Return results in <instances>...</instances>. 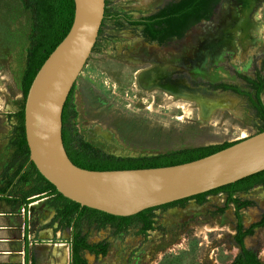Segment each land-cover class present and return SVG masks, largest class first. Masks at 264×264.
<instances>
[{
	"label": "rangeland",
	"instance_id": "1",
	"mask_svg": "<svg viewBox=\"0 0 264 264\" xmlns=\"http://www.w3.org/2000/svg\"><path fill=\"white\" fill-rule=\"evenodd\" d=\"M175 1L106 0L102 33L77 80L73 105L76 131L108 155L136 158L234 143L264 127L247 95L211 88L236 84L254 97L244 78L264 77V0H222L210 20L165 46L146 43L138 28L110 17L114 12L151 14ZM33 30L32 10L24 0H0V176L20 134L15 114L24 106ZM4 184L1 178L0 188ZM236 196L256 202L241 211L245 224L256 220L264 208V187ZM224 201L220 194L211 195L201 206L191 201L156 210L155 231L147 237L137 226L120 235L85 223L81 230L89 242L110 244L108 256L85 257L90 264H230L237 254L230 247L236 218L232 205L221 212ZM43 202L30 210L36 232L52 215ZM246 243L257 247L264 262V229Z\"/></svg>",
	"mask_w": 264,
	"mask_h": 264
},
{
	"label": "water",
	"instance_id": "2",
	"mask_svg": "<svg viewBox=\"0 0 264 264\" xmlns=\"http://www.w3.org/2000/svg\"><path fill=\"white\" fill-rule=\"evenodd\" d=\"M74 3L73 24L36 74L24 108L29 160L62 196L81 207L131 217L264 171V131L179 165L101 171L75 165L63 141V112L100 36L106 0Z\"/></svg>",
	"mask_w": 264,
	"mask_h": 264
},
{
	"label": "trees",
	"instance_id": "3",
	"mask_svg": "<svg viewBox=\"0 0 264 264\" xmlns=\"http://www.w3.org/2000/svg\"><path fill=\"white\" fill-rule=\"evenodd\" d=\"M222 0H178L167 5L158 13L149 17L133 19L120 12L111 14L115 21L123 19L130 25L144 26L145 32L151 35L155 41H164L182 31L189 29L194 24L206 20L212 12L219 7ZM108 2H106L107 5ZM27 8L32 10L34 30L30 38L28 48L27 67L23 79V93L26 99L30 86L50 54L68 34L75 15L74 0H24ZM107 8L105 18L107 17ZM105 20V19H104ZM103 27V25H102ZM102 33V28L100 34ZM254 90V97L242 90L238 85L231 83L212 84L211 88L222 92L236 95H247L258 112V116L264 125V102L262 92L264 90V77L244 78ZM73 88L63 112V141L66 151L72 162L83 169L88 170H121L155 168L179 165L206 157L223 150L234 143L215 144L186 148L179 151L144 157H115L108 155L83 140L82 135L76 131L74 118L76 112L73 105ZM25 101L24 106L17 114L19 119L20 134L13 143L14 155L0 176L5 184L0 188V196H4L8 203H19L26 210L29 206L43 198L52 197L50 205L56 209V216L52 223L59 222L62 227H73L75 233L72 236V262L71 264H89L84 256L88 251L95 255H105L108 245L104 243L91 244L87 237L82 234V227L86 223L89 226L96 225L98 229L111 226L115 233L126 231L132 225H142L141 233L155 229L153 221L154 211L166 209L176 205H185L190 200H196L200 205L207 202L208 196L224 193L228 196L227 203L237 206L239 229L242 231L243 224L239 211L241 207L250 202L241 203L235 195L238 192H249L254 187L264 185V171L244 178L236 183L203 193L191 198L176 201L157 208L145 210L131 217H117L98 210L81 207L80 204L62 196L36 169L29 160V148L25 137ZM264 131V127L260 132ZM14 169L11 174L10 170ZM33 182V186L30 183ZM30 186V189H24ZM14 195V196H13ZM10 197V198H8ZM250 233V232H249ZM243 235L239 234L238 241L242 243L243 251L236 256L230 264H264L255 252L247 250L243 244Z\"/></svg>",
	"mask_w": 264,
	"mask_h": 264
},
{
	"label": "crops",
	"instance_id": "4",
	"mask_svg": "<svg viewBox=\"0 0 264 264\" xmlns=\"http://www.w3.org/2000/svg\"><path fill=\"white\" fill-rule=\"evenodd\" d=\"M17 114L18 111L16 117ZM0 200L4 202L0 207V264H71L75 230L72 226L62 227L59 222L51 224L57 213L50 205L52 197L36 201L44 200L45 208L52 213L39 232L30 225V210H34L32 204L36 202L26 210L19 203H8L3 195Z\"/></svg>",
	"mask_w": 264,
	"mask_h": 264
},
{
	"label": "flooded vegetation",
	"instance_id": "5",
	"mask_svg": "<svg viewBox=\"0 0 264 264\" xmlns=\"http://www.w3.org/2000/svg\"><path fill=\"white\" fill-rule=\"evenodd\" d=\"M177 1H178V0H177ZM175 2H176V1H175ZM172 3H173V2H172ZM165 7H166V6H165ZM165 7L161 8L160 10H158V11H156V12H154V13H151V14L140 15V16H138V17H132V18H133V19H140V18H143V17H149V16H151V15H154V14L158 13L159 11H161L162 9H164ZM216 11H217V9H215V10L212 12V14L210 15V17H209L208 19L203 20V21H200V22L194 24L193 26H191L189 29H187V30H185V31H182L180 34H178V35H174V36L171 37V38L165 39L164 41H155V40H153L152 37H151V35H149V34H147V33L145 32V28H144V26H134V25H130L128 22L124 21L123 19H120V20H123L124 22H126V24H127L128 26H130V27H132V28H138V29L140 30L139 33H138V36H139L142 40H144L146 43H148V44H156V45H162V46H165V45H168V44H170V43H172V42H174V41H180V40L184 39L185 36H186V34L188 33V31H189L190 29H192L194 26H196V25H198V24H200V23H202V22H205V21L210 20V19L213 17V15L216 13ZM257 187H264V185L256 186V187H254L253 189H255V188H257ZM253 189H252V190H253ZM250 191H251V190H250ZM250 191H249V192H250ZM241 193L246 194V193H248V192H238V193H236V194H241ZM219 194L225 197V201H224L225 204L223 205L224 210H223V208H222V209H221V212H224L226 206H228V205H229V206L232 205L233 208H234V216H235V218H236V222H235V225H234V234H233L234 236H232V242H231L230 247H232L233 249L237 250V254H236V256H238L239 253H241V252L243 251V246H242V243H240V242L238 241L237 237L239 236V234H244V235H243V244H244L245 248H246L247 250H251V251L255 252L256 256H259V252H258V250H257V247H256V246L249 247V245H247L246 241H247V239H249V238L255 236V234H257V232H258L259 230L264 229V208H259V211H258V215H257V219H256V220H253V221H252L251 223H249V224H245L244 221L242 220V217H241V211H247L249 208L254 207V206L256 205V202L253 201V200L250 199V198H246V199L239 198V199L241 200V203H242V204H243L244 202H250L249 205H246V206H244V207H241V209H240V211H239V215H240V217H241V222H242V224H243L242 231H240V229H239V219H238V217H237V216H238V215H237V213H238V212H237V206H236L235 204H228V203H227L228 196H227L226 194H224V193H219ZM219 194H217V195H219ZM235 196H236V195H235ZM208 197H209V196H208ZM236 197H237V196H236ZM237 198H238V197H237ZM191 201H194V202L196 203V205H200L196 200H190L189 202H191ZM203 205H204V204H203ZM182 206H183V205H176V206H173L172 208H176V207H181V208H182ZM200 206H201V205H200ZM226 209H227V208H226ZM186 220H187V218H184V221H186ZM153 221L155 222V216L153 217ZM155 225H156V222H155L154 226H155ZM88 226H89V225H88ZM132 226H137V227H139V228H140V232H139V233H140L141 235H144L143 233H141V229H142V227H143L142 225H135V224H134V225H132ZM90 227H92V226H90ZM108 227L114 229V228L111 227V226H108ZM108 227H106V228H108ZM129 229H130V227H129L126 231L121 232V233H119V234H120V235H122V234H126V233L128 232ZM114 231H115V229H114ZM152 231H155V229H154V230H150V231H148V232H147V235H144V236L147 237L148 234H149L150 232H152ZM249 232H250V233H249ZM88 242H89V241H88ZM89 243H91V244H99V243L107 244V245H108L107 253H106L105 255H98V256H108V255H109V253H110V244H109L108 242H106V241H101V242H89ZM86 254H90V255H93V256L98 257L97 255H95V254H93V253H90V252H88V251L84 252V256H85ZM89 264H90V263H89Z\"/></svg>",
	"mask_w": 264,
	"mask_h": 264
}]
</instances>
